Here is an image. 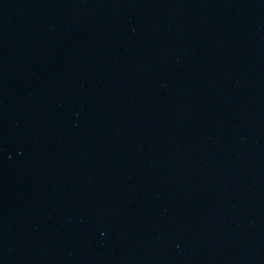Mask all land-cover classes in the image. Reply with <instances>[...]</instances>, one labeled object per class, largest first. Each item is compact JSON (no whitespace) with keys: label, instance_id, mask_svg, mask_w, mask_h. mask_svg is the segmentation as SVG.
I'll return each instance as SVG.
<instances>
[{"label":"water","instance_id":"water-1","mask_svg":"<svg viewBox=\"0 0 264 264\" xmlns=\"http://www.w3.org/2000/svg\"><path fill=\"white\" fill-rule=\"evenodd\" d=\"M0 264H264V0H0Z\"/></svg>","mask_w":264,"mask_h":264}]
</instances>
